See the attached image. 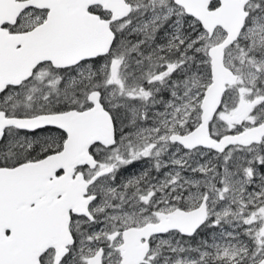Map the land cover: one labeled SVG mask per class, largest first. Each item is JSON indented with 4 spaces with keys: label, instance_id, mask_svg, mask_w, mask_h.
Here are the masks:
<instances>
[{
    "label": "snow or ice",
    "instance_id": "snow-or-ice-1",
    "mask_svg": "<svg viewBox=\"0 0 264 264\" xmlns=\"http://www.w3.org/2000/svg\"><path fill=\"white\" fill-rule=\"evenodd\" d=\"M0 264H264V0H0Z\"/></svg>",
    "mask_w": 264,
    "mask_h": 264
}]
</instances>
